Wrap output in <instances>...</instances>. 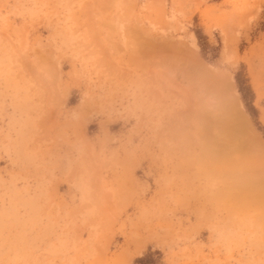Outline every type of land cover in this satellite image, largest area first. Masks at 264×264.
Masks as SVG:
<instances>
[{
	"label": "rangeland",
	"instance_id": "374dc122",
	"mask_svg": "<svg viewBox=\"0 0 264 264\" xmlns=\"http://www.w3.org/2000/svg\"><path fill=\"white\" fill-rule=\"evenodd\" d=\"M258 157L264 0H0V264H264Z\"/></svg>",
	"mask_w": 264,
	"mask_h": 264
},
{
	"label": "bare ground",
	"instance_id": "6f19581e",
	"mask_svg": "<svg viewBox=\"0 0 264 264\" xmlns=\"http://www.w3.org/2000/svg\"><path fill=\"white\" fill-rule=\"evenodd\" d=\"M180 53V52H179ZM178 53V54H179ZM186 53H189V52H186ZM180 55V54H179ZM183 55V54H182ZM185 56V55H184ZM188 56V55H187ZM186 56V57H187ZM189 56H190V53H189ZM192 56V55H191ZM196 57V56H195ZM194 56L193 57H190V58H188V59H190L191 61L192 60H195V61H192V62H196L198 59H196ZM182 60H184L183 58H182ZM188 61V60H187ZM192 62H191V64H192ZM198 63H199V65L201 64L200 63V61H198ZM197 62L195 63V65H197L198 64ZM190 64V63H189ZM188 64V65H189ZM173 65V64H172ZM201 65H203V64H201ZM204 66V65H203ZM203 66H201L202 67V70H203V74H202V76H203V78H201V79H204V78H206L205 80H207V83H206V85L204 86L205 87V89H206V86H207V90L205 91L204 90V92L206 93L207 91L209 92L210 91V89H208L209 87H208V85L211 87V92H209V94H211L210 96V99L212 98V100H216L217 101V104H215V105H217V107H219V108H221L220 110L222 111V116H221V118L223 117V121H224V118H225V120H226V122H225V124L227 125V127H228V132L230 133L229 134V136H230V138H231V136L233 137V140H234V138L236 137V138H238V137H242V134H241V132H243V129L245 128V126H246V124H245V121H244V117L243 116H241L240 114H239V111H238V109H237V106H236V102H235V100H234V98L232 97V94H230V93H228L226 90H225V85H228V84H225L224 85V83H225V77L224 78H221V76H215L216 74H214V72H211L210 70H208V69H206V67H203ZM173 67V66H172ZM174 67H176L175 65H174ZM195 67V66H194ZM193 67V68H194ZM201 67H199V68H201ZM196 69H197V67H195ZM206 69V70H204V69ZM173 68H171V70H172ZM190 69V68H189ZM196 69H194V70H196ZM173 70H175V68L173 69ZM172 70V71H173ZM184 70H186V69H184ZM192 70V69H191ZM194 70H192V72L194 71ZM199 70V69H198ZM171 71V72H172ZM176 71V70H175ZM187 72V71H186ZM189 72V71H188ZM185 73V72H184ZM190 73H191V71H190ZM196 73V72H195ZM191 76V75H190ZM195 76H197V75H195ZM201 76V77H202ZM223 76V75H222ZM193 78H194V76H192ZM223 79H225L224 80V83H223ZM197 80H200V79H198L197 78ZM194 81V80H193ZM196 81V80H195ZM200 83H201V81H199ZM197 83V82H196ZM204 84V83H203ZM190 85V84H189ZM188 85V86H189ZM196 85V84H195ZM194 84H193V86H195ZM199 84H197V86H198ZM201 86V85H200ZM226 87H228V86H226ZM230 88H231V86H229ZM190 88V87H189ZM203 88V87H202ZM200 89H201V87H200ZM191 90V89H190ZM203 91V90H202ZM199 92H201V91H199ZM199 92H198V94H199ZM208 92H207V94H205V96H207L208 95ZM201 93H203V92H201ZM204 94V93H203ZM201 95V94H200ZM200 95H198V96H200ZM201 97V96H200ZM202 98H204V97H201L200 99H199V101L202 99ZM209 98V97H208ZM198 99V98H197ZM198 101V102H199ZM204 102H208V104H209V106L212 104H210L209 102L210 101H205V100H203ZM202 102V101H201ZM200 103V102H199ZM213 104H214V102H213ZM213 104L211 105V106H213ZM215 108H216V106H215ZM217 110V109H216ZM221 111H219V113L221 112ZM205 112V111H204ZM217 112V111H216ZM218 113V114H219ZM221 114V113H220ZM225 116V117H224ZM220 117V116H219ZM216 119V118H215ZM202 123V122H201ZM224 127V126H223ZM223 129V128H222ZM226 129V128H225ZM226 131V130H225ZM246 132V129H245V131H244V133ZM224 133H226V132H223L221 135H223ZM225 135L226 134H224L223 135V137L224 138H226L225 137ZM243 136H244V134H243ZM239 138V139H240ZM228 139V138H227ZM226 139V140H227ZM229 140V139H228ZM228 140L226 141V142H228ZM231 140V139H230ZM236 140V139H235ZM247 140V139H246ZM223 141H224V139H223ZM230 142H232V140L230 141ZM223 143V142H222ZM221 143V144H222ZM243 143H244V141H243ZM219 144V143H218ZM226 144V143H225ZM239 144H241V143H239ZM243 145V144H242ZM259 145V144H258ZM228 146H229V144H228ZM240 146V145H239ZM257 146V145H256ZM251 147V146H250ZM223 148H225L224 146H223ZM242 149V148H241ZM255 149V148H254ZM254 149H252V150H254ZM239 151H240V149H239ZM241 152V151H240ZM248 152H250V154L249 155H251V151H248ZM257 152V151H256ZM253 153V155H252V157H253V160H255V159H257V158H255V155H254V152H252ZM260 153V152H259ZM255 154H257V153H255ZM248 155V154H247ZM248 155V156H249ZM259 156H261L260 154H258ZM243 156V155H242ZM245 156V155H244ZM248 156H247V158H248ZM263 156V155H262ZM226 157V156H225ZM252 157H251V159H252ZM259 158V160L258 161H263L264 160V157H258ZM231 160H232V158H230ZM261 159V160H260ZM234 160V159H233ZM232 160V161H233ZM252 160V161H253ZM256 161V160H255ZM259 163V162H258ZM234 164H235V162H234ZM234 164H233V167H234ZM240 164V163H239ZM262 164V163H261ZM260 164V165H261ZM236 166H238V164H235ZM259 165V164H258ZM263 165H264V162H263ZM245 167V166H244ZM244 169V168H243ZM258 169V168H257ZM261 169V168H260ZM260 171V170H259ZM248 172V171H247ZM235 173V172H234ZM236 174H238V173H236Z\"/></svg>",
	"mask_w": 264,
	"mask_h": 264
}]
</instances>
